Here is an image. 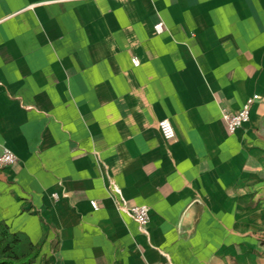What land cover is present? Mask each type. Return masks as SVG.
<instances>
[{"label":"crops","instance_id":"crops-1","mask_svg":"<svg viewBox=\"0 0 264 264\" xmlns=\"http://www.w3.org/2000/svg\"><path fill=\"white\" fill-rule=\"evenodd\" d=\"M4 147L30 264H264V0H0Z\"/></svg>","mask_w":264,"mask_h":264},{"label":"built area","instance_id":"built-area-1","mask_svg":"<svg viewBox=\"0 0 264 264\" xmlns=\"http://www.w3.org/2000/svg\"><path fill=\"white\" fill-rule=\"evenodd\" d=\"M154 28L157 32L162 30V23L156 22ZM132 63L137 64L138 60L136 57H132ZM259 98L258 94H253L246 98L242 106L235 112H228L226 110L221 111V117L225 123L226 129L229 132H234L238 127H240L245 121L249 119L251 105ZM157 127L161 135L165 139H172L175 136V130L172 122L169 118L164 117L157 121ZM16 160L15 153L4 147L0 151V168L12 164ZM90 204L92 208H97L98 204L96 200L91 199ZM117 207L120 210L125 211L129 214L140 226L142 230H145V225L149 218V207L147 204H133L130 206H125L123 203L118 202ZM151 264H172L170 260L164 259L160 261L153 262Z\"/></svg>","mask_w":264,"mask_h":264},{"label":"trees","instance_id":"trees-1","mask_svg":"<svg viewBox=\"0 0 264 264\" xmlns=\"http://www.w3.org/2000/svg\"><path fill=\"white\" fill-rule=\"evenodd\" d=\"M39 247L40 242L32 243L25 234L10 231L0 221V264H30Z\"/></svg>","mask_w":264,"mask_h":264}]
</instances>
